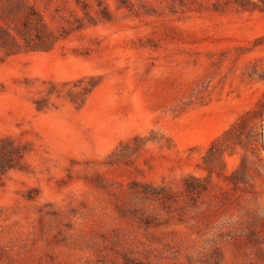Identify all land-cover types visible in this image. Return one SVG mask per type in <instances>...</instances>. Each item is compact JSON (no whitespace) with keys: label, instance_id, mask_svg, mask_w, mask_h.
Listing matches in <instances>:
<instances>
[{"label":"rangeland","instance_id":"obj_1","mask_svg":"<svg viewBox=\"0 0 264 264\" xmlns=\"http://www.w3.org/2000/svg\"><path fill=\"white\" fill-rule=\"evenodd\" d=\"M26 1L56 41L0 50V264H264V10Z\"/></svg>","mask_w":264,"mask_h":264},{"label":"trees","instance_id":"obj_2","mask_svg":"<svg viewBox=\"0 0 264 264\" xmlns=\"http://www.w3.org/2000/svg\"><path fill=\"white\" fill-rule=\"evenodd\" d=\"M242 9L264 10V0H231ZM0 19L6 24H0V50L5 54H16L21 51L47 50L56 41L53 32L47 28L41 15L32 8L26 0H2L0 4ZM238 122L229 128L219 139L232 134L238 126ZM216 144H212L209 152ZM23 150L12 140H0V174L19 166ZM210 154V153H209ZM208 156V154L206 155ZM208 167V170H212ZM194 182V184L192 183ZM196 183V185H195ZM206 181L189 175L185 177L186 191L193 196L199 195L207 188ZM149 193L162 200H172L166 186L152 187Z\"/></svg>","mask_w":264,"mask_h":264}]
</instances>
